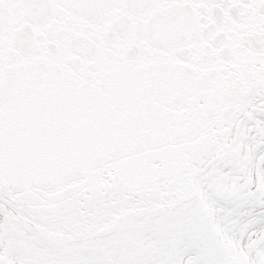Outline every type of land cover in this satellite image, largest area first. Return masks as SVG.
<instances>
[{
    "label": "snow or ice",
    "instance_id": "1",
    "mask_svg": "<svg viewBox=\"0 0 264 264\" xmlns=\"http://www.w3.org/2000/svg\"><path fill=\"white\" fill-rule=\"evenodd\" d=\"M0 264H264V0H0Z\"/></svg>",
    "mask_w": 264,
    "mask_h": 264
}]
</instances>
